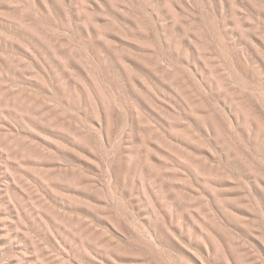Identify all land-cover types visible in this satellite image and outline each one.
<instances>
[{
	"label": "rangeland",
	"instance_id": "rangeland-1",
	"mask_svg": "<svg viewBox=\"0 0 264 264\" xmlns=\"http://www.w3.org/2000/svg\"><path fill=\"white\" fill-rule=\"evenodd\" d=\"M0 264H264V0H0Z\"/></svg>",
	"mask_w": 264,
	"mask_h": 264
}]
</instances>
